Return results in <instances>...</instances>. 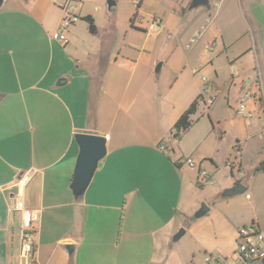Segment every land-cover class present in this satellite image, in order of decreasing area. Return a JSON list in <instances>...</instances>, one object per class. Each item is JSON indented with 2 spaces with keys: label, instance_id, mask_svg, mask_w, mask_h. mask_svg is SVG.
<instances>
[{
  "label": "crops",
  "instance_id": "obj_1",
  "mask_svg": "<svg viewBox=\"0 0 264 264\" xmlns=\"http://www.w3.org/2000/svg\"><path fill=\"white\" fill-rule=\"evenodd\" d=\"M185 1L183 18L200 11L202 22L210 21L201 23L193 46L192 36L184 44L163 41L167 28L159 20L157 30H147L155 42L104 45L98 31L71 57L70 43L53 38L63 13L52 0H8L0 9V264H185L173 241L182 228L190 257L230 260L242 227L264 230L255 215L264 200V171L257 170L264 160V0H224L217 10ZM221 56L231 66L252 63L232 77L240 98L247 91L258 99L250 136L246 126L244 146L237 140L231 148L240 172L247 144L261 143L250 177L238 175L244 192L254 194L248 203L199 176L209 172L202 162L216 165L222 156L223 132L204 150L210 130L193 134L206 115L211 119L221 89L211 73L214 82L196 78L197 66ZM200 95L207 108L180 141L173 139V127ZM78 133L107 139V156L79 199L71 189ZM187 158L202 161L191 169ZM19 200L25 212L16 210ZM204 204L209 211L195 220ZM29 211L40 221L25 261L21 230Z\"/></svg>",
  "mask_w": 264,
  "mask_h": 264
},
{
  "label": "rangeland",
  "instance_id": "obj_2",
  "mask_svg": "<svg viewBox=\"0 0 264 264\" xmlns=\"http://www.w3.org/2000/svg\"><path fill=\"white\" fill-rule=\"evenodd\" d=\"M52 1L57 5V7L61 8L64 6L66 0ZM76 1L82 2V4L76 3V6H78L77 14L79 15V21L77 24H74L75 27L74 25L69 27L64 33L68 42L70 43L69 46H67V51H69L70 57L71 54H74L78 51L83 52L90 44V41H94V35H91L87 29V27H89V24L84 20V18L87 16H92L94 18L97 30L100 31L99 38L101 39V42L104 43V45H108L110 43L126 45L129 43L131 38L141 42L148 40L155 42L156 40L154 39L152 32L147 33V30L150 29L153 21L156 20H162V26L164 28H167L162 40H173V43L175 44H181V42L184 44V42H187L190 36H192L191 38H194L193 40H195L196 42L197 38L199 37V34L197 33L202 32V29L200 30L201 23L205 26L208 25V23L205 21H203V23L201 18L198 16V13L200 11H196V15L187 14L188 16L185 15L183 18L182 12L184 13V11L186 12L188 10L186 8L185 0H115L116 6L114 5L113 7L108 6L107 0ZM139 5L140 7H138ZM199 10H204V8ZM206 10L209 11L208 9ZM136 13H138V18L135 22V27L136 29L144 28L141 29L142 31H135V28L132 24L134 15ZM72 28H75L74 36H71L69 34ZM190 40H188V43L193 46L195 42L192 43L193 41ZM66 56L67 54L65 53L61 54V57L65 60L67 59ZM250 61V59H247L246 62L243 61L242 63L231 66L229 65L227 58L225 56H221L219 58H216L214 61H208L206 63V66H202L201 64L200 66H197L198 69L201 70V72L196 76V78L201 80L205 77L209 81H211V76L209 75L211 73L213 74V77H218L216 83L221 88L219 90V95L215 108L213 109L211 119H207L206 115L204 123L200 125V127H198L193 133L194 135L202 133L204 126H207L208 130H210V138L207 139V141L201 148L204 150V148L212 146V141L213 139L215 141L216 137L219 134V131L223 132L222 145L220 148L221 150H223V153L222 156L219 154L220 158L218 156L215 157L216 165H212L209 162H202L204 168H208V171L210 172L209 174L212 176L208 181V187L210 188L215 187L221 190H226L228 187H230V185L232 186L228 189L240 185L238 175H240L241 173V178L243 177L244 179L247 177L248 179L250 177L248 168L251 169L256 164L257 153L261 148V143L257 139H254L252 140V142L247 144V148L245 149V152L243 154L244 168L240 172L237 171L238 166L236 165L235 167V164H233L235 163L234 157L236 155L231 152V148L236 145L237 140H241L242 145L245 144L244 140L246 139V137L244 135V129H246V126L248 128L249 136L251 132L249 119L245 121L241 116L237 114V111L240 107V91L242 90L241 84L237 79L241 78L242 75L245 74V71L251 67L252 63ZM233 75H235V78H237L235 84H232ZM214 79L211 82H214ZM206 100L208 101L209 97H206ZM206 108L207 106H205L204 103L201 102L200 108H198L197 114L193 117V120L196 121L198 118H200L202 109ZM210 122H212L215 127L214 131H212V124ZM194 135L189 136L188 139L191 140ZM227 150L228 153L227 155H225V152ZM201 161L197 160V162H195L196 165L199 166ZM229 163L231 164V168H228ZM231 171H233V175H231ZM226 184H229L227 185L228 187H224ZM251 196H254V194L251 191H246L242 194L232 196L231 198L238 200L240 203H248ZM242 211L246 213L244 207L242 208ZM250 213L251 215L254 214L253 212H249V214ZM255 215L258 218H262L264 220V200L262 201L260 207H258V209L256 210ZM250 226H252V224H249L246 227ZM186 243L187 238L183 237L178 242H174V245L177 249L183 250V254L185 256V264H208L206 258L205 260L202 259L199 254H196V256L194 257H190V255H188L184 251ZM236 256V258H232L230 260H221L226 263L232 262L234 264H238L236 262L238 259V254H236ZM241 264L264 263H247L245 261H242Z\"/></svg>",
  "mask_w": 264,
  "mask_h": 264
},
{
  "label": "built area",
  "instance_id": "obj_3",
  "mask_svg": "<svg viewBox=\"0 0 264 264\" xmlns=\"http://www.w3.org/2000/svg\"><path fill=\"white\" fill-rule=\"evenodd\" d=\"M224 0H210V6L213 7L214 10H217L221 7ZM76 3L82 4V2H78L76 0H66L63 7L60 10L63 13V21L61 26L55 31L53 34V38L56 41H59L63 44H67L68 40L65 36V31L77 24L79 21V15L77 14ZM208 21L207 23H209ZM159 27V21H153L149 31H155ZM199 36V35H198ZM197 36V37H198ZM194 43L195 40H192ZM256 105L258 103V99L254 97L250 92H244L240 98V107L237 111V114L241 116L245 120H252L256 116V110L252 108V104ZM264 141V136H263ZM161 149H163L161 147ZM186 163L189 165V168L196 169V163L193 162L192 159L187 158ZM228 168H231V164L228 165ZM199 176L204 183H208L210 176L209 172L205 170L199 171ZM30 177H23V183L28 182ZM16 210L19 212H25L24 204L22 200L17 201ZM40 221V214L38 212L29 211L25 216V220L23 221V227L21 230L22 233V251L21 257L25 261L30 259V256L33 253L34 248V240L36 229L34 227ZM236 254H238L237 263L241 264L242 261L247 263L254 262H264V230H261L257 227V225H252L250 227H242L238 232V245L236 248ZM208 264H234L232 262H224L220 260L209 259Z\"/></svg>",
  "mask_w": 264,
  "mask_h": 264
},
{
  "label": "water",
  "instance_id": "obj_4",
  "mask_svg": "<svg viewBox=\"0 0 264 264\" xmlns=\"http://www.w3.org/2000/svg\"><path fill=\"white\" fill-rule=\"evenodd\" d=\"M8 0H0V9L5 6ZM108 6H116L115 0H107ZM194 7L205 6L210 8V0H194ZM160 67V66H159ZM75 141L79 148L77 164L75 165L73 182L71 189L75 198L79 199L84 196L88 186L92 183L95 173L107 156V139L101 135H93L91 133H78ZM244 186L237 185L231 189H226L224 195L227 197L244 193ZM209 211L208 206L204 204L202 208L196 212L194 219H200ZM186 233L184 228L180 229L173 238L178 242Z\"/></svg>",
  "mask_w": 264,
  "mask_h": 264
},
{
  "label": "trees",
  "instance_id": "obj_5",
  "mask_svg": "<svg viewBox=\"0 0 264 264\" xmlns=\"http://www.w3.org/2000/svg\"><path fill=\"white\" fill-rule=\"evenodd\" d=\"M140 5L138 7H140ZM137 18H138V13L134 15L133 22H132L135 29H136L135 22ZM84 20L87 21L89 24V27H88L89 32L96 36L98 34V30H97V26L95 24L94 18L92 16H87L84 18ZM202 101H203V96L200 95L193 102V104L190 105V107L187 108L186 111L181 115V117L179 118V120L177 121V123L172 129L171 134H172L173 139L180 141L183 135L195 125L196 121L193 120V117L197 114L198 108H200V104ZM257 170L264 171V160L261 162Z\"/></svg>",
  "mask_w": 264,
  "mask_h": 264
}]
</instances>
